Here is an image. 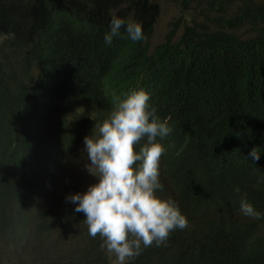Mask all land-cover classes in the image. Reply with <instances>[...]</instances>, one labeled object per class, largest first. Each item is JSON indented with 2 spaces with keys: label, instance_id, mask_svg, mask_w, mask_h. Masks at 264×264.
I'll list each match as a JSON object with an SVG mask.
<instances>
[{
  "label": "trees",
  "instance_id": "obj_1",
  "mask_svg": "<svg viewBox=\"0 0 264 264\" xmlns=\"http://www.w3.org/2000/svg\"><path fill=\"white\" fill-rule=\"evenodd\" d=\"M169 1L155 42L165 0H0V264H113L67 197L85 137L141 89L172 129L156 194L188 227L126 264H264V0ZM113 16L146 39L106 44Z\"/></svg>",
  "mask_w": 264,
  "mask_h": 264
},
{
  "label": "clouds",
  "instance_id": "obj_2",
  "mask_svg": "<svg viewBox=\"0 0 264 264\" xmlns=\"http://www.w3.org/2000/svg\"><path fill=\"white\" fill-rule=\"evenodd\" d=\"M122 28L134 42L146 39L141 23L113 16L105 43L111 45ZM149 101L145 90L133 91L117 103L108 119L96 124L92 135L85 137L87 159L91 161L85 168L99 182L83 194L67 197L77 205L75 212L85 214L89 235L104 240L101 248L110 259L115 255L113 264H126L139 257L143 248L153 243L160 246L172 231L188 227L178 205L156 194L163 188L160 162L166 151L156 140L167 137L172 129L167 121L158 120ZM144 138L147 144L137 151ZM249 156L258 161L260 152L253 148ZM240 208L247 217H261L246 199L241 200Z\"/></svg>",
  "mask_w": 264,
  "mask_h": 264
},
{
  "label": "rangeland",
  "instance_id": "obj_3",
  "mask_svg": "<svg viewBox=\"0 0 264 264\" xmlns=\"http://www.w3.org/2000/svg\"><path fill=\"white\" fill-rule=\"evenodd\" d=\"M169 0H165L163 11L161 16L157 22V32L156 39L154 41L160 39V36L164 33L166 25L168 21L174 16L175 10L171 7ZM82 164H77L74 169V174H78V184L82 188L83 193L87 192L90 185L96 184L99 182V178L91 175L85 168V164H90L91 161L87 159V156L83 159ZM73 174V175H74Z\"/></svg>",
  "mask_w": 264,
  "mask_h": 264
}]
</instances>
